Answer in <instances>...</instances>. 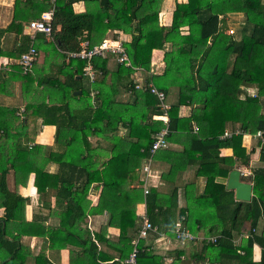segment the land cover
<instances>
[{"label": "trees", "instance_id": "1", "mask_svg": "<svg viewBox=\"0 0 264 264\" xmlns=\"http://www.w3.org/2000/svg\"><path fill=\"white\" fill-rule=\"evenodd\" d=\"M77 2L85 4L84 12L73 11ZM51 7L50 0H14L12 21L0 29V58L12 62L10 71L0 69V94H13L18 87L24 108L0 104V208L4 209L0 264H24L29 251L20 245L21 237L43 230L39 224L24 222L26 199L7 189L9 172H13L15 186L22 187L33 174L36 192L54 189L58 200L67 201V208L82 207L91 185H100L98 203L91 212H107L108 221L94 234V241L118 252V261L111 264L122 263L133 250L140 221L136 205L140 202L145 203L148 221L157 231L146 239L171 235L179 226L195 239L177 242H200L209 264H264V166L251 168L250 202L235 200L223 182L237 162L248 167L256 158L264 164V0H55L52 32L48 37L35 34L37 60L23 74L18 59L31 43L23 26ZM164 9L170 12L167 24L159 19ZM234 15L244 19L238 38L228 34L227 21ZM11 33L14 40L7 46L6 34ZM118 34L129 38L122 41L129 67L114 61L115 68L109 71L110 57H95L90 81L84 72L85 62L67 57L80 50L83 41L93 46L108 35L116 39ZM155 52L162 53L160 74L151 71ZM57 57L60 64L55 62ZM83 78L87 87L79 85ZM136 85L143 90H136ZM149 86L162 92L165 102L170 90L176 94V102L166 111V124L160 118L163 112L157 95ZM245 88H253L254 95H248ZM121 90L127 96L124 101L119 96ZM78 91L80 94H74ZM183 106L191 107L188 117L179 116ZM40 125L55 127L54 143L59 151L32 144ZM164 128L167 146L182 147L180 151L160 149L153 156L169 165L161 179L171 186V192L161 195L149 186L148 194L143 195V180L140 184L133 174L142 171L157 134ZM227 129L230 136L225 138ZM258 132L262 136L255 138ZM245 135L256 140V148L249 153L242 146ZM93 138L99 140L94 147ZM220 149H231L232 156L221 157ZM49 162L59 166L56 173L46 171ZM190 164L196 167L195 175L204 179L203 192L196 200L186 199V207L178 209L174 183ZM65 220L63 217L61 227L51 230V236L61 230L64 237H82L78 246L84 264L110 260L98 251L88 232H77L81 217L71 218L70 225ZM261 220L257 234L254 231ZM246 226L250 235L242 245L234 246V233L247 231ZM108 227L118 229L116 243L105 238ZM200 229L206 235L196 234ZM209 238L214 242H206ZM254 244L261 248L258 262L252 260ZM174 258L179 261L178 256ZM70 261L75 263L73 257ZM136 262L162 264L161 257L142 240L137 245ZM35 263L39 264L38 257Z\"/></svg>", "mask_w": 264, "mask_h": 264}, {"label": "crops", "instance_id": "2", "mask_svg": "<svg viewBox=\"0 0 264 264\" xmlns=\"http://www.w3.org/2000/svg\"><path fill=\"white\" fill-rule=\"evenodd\" d=\"M170 2L166 3L169 5ZM13 6L14 0H0V29L5 28L11 21L13 16ZM73 11L75 13H82L85 11L86 7L83 2H77L73 4ZM169 6H166V8ZM165 10V9H164ZM165 14V24H167L170 20V12L168 9L164 11ZM26 24L23 26V30ZM119 37L122 41H128L129 38L127 35V39ZM7 40L9 43L7 46L11 45V42L14 40V34H6ZM109 38L110 35H108ZM155 55V56H154ZM111 58V57H110ZM55 62L60 64L62 61L58 57L55 58ZM11 61L5 57L0 58V69L2 71H10ZM163 62L161 61V52H155L152 58L151 71L153 73L160 74L163 70ZM115 68V62L112 59H108V63L106 65V69L111 71ZM49 67L46 68L45 71H48ZM142 77L141 75H138ZM137 77V74H136ZM254 89L252 88V91ZM21 91L18 87L13 90V94L3 95L0 94V104L5 103L6 106H15L18 104L19 110H23L22 105V95ZM121 100L124 101L127 99L126 94L121 90L119 93ZM176 102V94L174 90H170L167 93L166 103L168 106H171ZM4 105V104H3ZM20 112V111H19ZM18 112V113H19ZM191 112V107L183 106L179 109L180 117H188ZM17 113V114H18ZM24 115V114H23ZM21 115V116H23ZM39 131L34 136V143L39 144L43 147H48L51 151H59V147H57L54 143L55 137V127L53 125H40ZM227 131H230L227 129ZM93 147L96 146V142H99L98 139H91ZM249 144V145H248ZM101 145L105 150H108V145L104 142H101ZM242 146L245 148L246 153H249L252 148H256V140L252 138L250 135H245L242 140ZM182 147L178 144H168L167 148L162 150H174L180 151ZM107 152V151H106ZM105 152V153H106ZM221 157H229L232 156L231 149H220ZM156 155V154H155ZM143 165V163H142ZM264 164L260 162L258 159H253L249 161L248 167L241 165L237 162L233 168V170H238L240 172V180L245 183H249L248 178L250 175L251 168L263 167ZM143 167V166H142ZM46 171L53 174L59 170V166L56 163L49 162L46 164ZM169 169V165L161 159H152V163L150 166V173L148 177L149 186L155 189L161 195H169L171 192V186L168 185L161 179V175L164 174ZM196 167L190 164L183 171L179 172L174 186L178 188L177 191V207L178 209L186 207V199H195L203 192L204 188V179L201 177H197L195 175ZM151 170L153 171L151 173ZM137 177L139 183L140 180H143V174L140 169H137L133 174V177ZM228 177V175H227ZM227 177L223 179V182L226 185ZM34 175L30 174L27 180L26 186H15L13 172H9L6 177V185L7 189L11 192L15 191L26 199L25 210L23 213L24 222L27 224H39L43 230H38L37 233L41 232L43 234H33L32 236H22L20 239V245L27 248L29 251V256L26 258L24 264H36L35 258L38 257L39 264H70V258L73 257L74 264H84V257L80 256V247L78 246L81 243L82 237L73 236L71 238L64 237V234L59 230V233H56L54 236H51V230L54 228L61 227L59 226L60 220L65 217L66 223L69 225L73 223L71 218L81 217L82 221L77 226V232H88L90 234L91 239L94 241V234L98 233L99 230L107 224L108 214L104 212L103 214H95L91 212L93 208L97 206L99 194H100V185L97 183H93L89 189L87 196L85 197L82 207H77L70 205L67 208V201L62 202L58 200L56 197V191L54 189H47L44 193L38 194L36 192V188L33 186ZM136 179V180H137ZM136 180L134 182L136 183ZM134 183V184H135ZM139 185V184H137ZM134 187H138L132 185ZM140 186V185H139ZM234 193V192H233ZM145 207L144 202H140L136 205V215L137 218L139 214L143 211ZM4 214V209L0 208V217ZM137 229L140 228V221L136 223ZM263 225V220L259 221L258 227L256 231L257 234H260ZM246 230L248 226L245 227ZM33 229V228H32ZM37 229V228H35ZM63 230V229H62ZM138 231V230H137ZM62 235H59V234ZM119 231L114 227H108L106 232V239H109L110 242H117ZM163 236L156 240H153V237H149L148 239L142 240V243L145 247L154 252L156 256L161 257L162 264H209L208 260L204 258V253L202 252L204 249L202 248V244L200 243H185L181 244L174 239H172L171 235L162 233ZM171 234V233H170ZM195 234V233H194ZM196 234H205L201 229L196 232ZM250 233L247 231L241 233H234L233 244L238 247L243 244V241L247 239ZM56 237L54 239L53 237ZM51 237V239H50ZM54 241L53 244L51 242ZM95 242V241H94ZM97 245L98 251L102 252L104 256L109 257L110 260L106 261L104 264H111L113 262L118 261V252L106 246L104 243ZM71 251L73 256H71ZM242 254V251H239ZM80 256V257H78ZM175 256H178L179 261H175ZM261 257V248L257 244L253 245L252 248V260L253 262H258ZM42 258V259H40ZM201 261L197 262L198 260ZM123 264V263H119ZM235 264V263H233Z\"/></svg>", "mask_w": 264, "mask_h": 264}, {"label": "built area", "instance_id": "3", "mask_svg": "<svg viewBox=\"0 0 264 264\" xmlns=\"http://www.w3.org/2000/svg\"><path fill=\"white\" fill-rule=\"evenodd\" d=\"M50 3L52 7L44 12H42L38 19L32 20L28 22L24 28L25 34L29 36L30 38V47L28 50L20 56L18 59V65L21 67V72L23 74L27 73L30 68L33 66V63L37 60V52L33 46L34 36L37 33L43 34L45 37L50 36L52 32V19H53V13H54V3L55 0H50ZM228 34L233 35L232 30H228ZM122 40L117 37L116 39L107 38L102 40L99 44H95L93 46L89 45L88 41H83L80 44V50L76 52H71L67 54L68 58H74V59H81L85 62V73L89 76L90 81L94 78V72H93V66H92V60L95 57H111L119 64H123L125 67L130 66V61L126 57L124 53V48L122 45ZM151 87V86H149ZM136 90H143L140 85L135 86ZM151 93H154L157 95V98L160 103V109L163 112V115L160 117L164 124L167 123V116L166 111L168 110L169 106L165 102V97L162 92H158L156 89L151 87ZM94 92L90 93V97L93 99ZM22 112V111H21ZM19 112L18 114H21ZM167 135V128L162 129L157 134V139L154 141V143L151 146L150 149V156L149 159L145 162V164L142 167V173H143V184H142V190L143 195L148 194L149 189V183H148V177H149V171L150 166L152 163V159L154 154L160 150L165 149L167 147V143L165 141V136ZM230 133L228 131H225L223 134V137H229ZM262 136L261 132H258L255 134V138H260ZM140 217V228L137 232L136 238L132 241L133 250L128 256V258L123 261V264H137L136 262V254H137V245L139 241L144 240L147 238L149 233H156V227L152 226L151 223L148 221V217L146 214L145 208L143 211L139 214ZM172 235V239L175 241L178 240H194L195 238L192 237L188 231L182 230L181 227H176L174 230L170 231ZM163 236V234H161ZM198 240H201L198 238ZM206 242L213 243L214 239L209 238L205 239ZM200 243V242H199Z\"/></svg>", "mask_w": 264, "mask_h": 264}, {"label": "water", "instance_id": "4", "mask_svg": "<svg viewBox=\"0 0 264 264\" xmlns=\"http://www.w3.org/2000/svg\"><path fill=\"white\" fill-rule=\"evenodd\" d=\"M74 94H80V92L78 91ZM226 189L234 192V198L237 201L250 202L251 200L252 185L240 180V172L238 170L229 172L226 181Z\"/></svg>", "mask_w": 264, "mask_h": 264}, {"label": "rangeland", "instance_id": "5", "mask_svg": "<svg viewBox=\"0 0 264 264\" xmlns=\"http://www.w3.org/2000/svg\"><path fill=\"white\" fill-rule=\"evenodd\" d=\"M165 14H164V10H162L160 13H159V19H160V22L161 23H164V20H165ZM243 17L242 16H240V15H234V16H231L229 19H228V21H227V27H228V30H232L233 31V36L235 37V38H238V31H239V29L241 28V23L243 22ZM111 36H113V35H111ZM121 38H125V39H127V36H123V34H120L119 35ZM123 38V39H124ZM165 49L166 50H168L169 49V46H168V44H166L165 45ZM162 54V53H161ZM155 56V55H154ZM109 59H112V58H109ZM38 70V73H39V69H37ZM152 72H153V70H152ZM39 75V74H38ZM138 75L139 74H137V78H139L138 77ZM80 86H86L87 87V81H86V79L85 78H83V81L79 84ZM245 91H246V93L248 94V95H250V96H253L254 95V93H255V90H253L252 91V88H245ZM249 145V144H248ZM153 171L151 170V173H152Z\"/></svg>", "mask_w": 264, "mask_h": 264}]
</instances>
